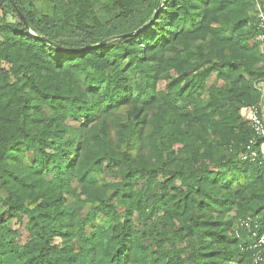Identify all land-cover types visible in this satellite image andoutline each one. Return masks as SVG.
Listing matches in <instances>:
<instances>
[{
  "label": "trees",
  "instance_id": "trees-1",
  "mask_svg": "<svg viewBox=\"0 0 264 264\" xmlns=\"http://www.w3.org/2000/svg\"><path fill=\"white\" fill-rule=\"evenodd\" d=\"M27 2L0 0V264H252L233 228L247 216L264 223V163L239 159L252 136L239 110L261 101L255 83L264 78L254 0H107L103 23L91 0H67L61 18H36ZM214 70L224 85L210 84L204 103ZM127 104L117 148L104 123L85 150L68 136V117L85 126ZM144 110L152 112L149 156L96 186L103 165L129 157L119 146L130 144L133 119L146 121L138 120ZM230 176L239 184L222 193L216 183L228 186ZM144 177L156 188L150 204L135 190L134 178ZM160 207L161 230L141 225L145 244L132 216L143 222ZM97 213L103 224L93 222ZM6 216L26 219V242L16 241Z\"/></svg>",
  "mask_w": 264,
  "mask_h": 264
},
{
  "label": "rangeland",
  "instance_id": "rangeland-1",
  "mask_svg": "<svg viewBox=\"0 0 264 264\" xmlns=\"http://www.w3.org/2000/svg\"><path fill=\"white\" fill-rule=\"evenodd\" d=\"M28 2L25 5V8L27 10H31L36 18H40L43 15L48 16H57L62 17V14L66 8L67 0H27ZM92 6L91 11L93 14L99 19L100 22H105L109 19V14L104 10L107 0H91ZM118 10L114 9L113 13L117 14ZM5 16L7 20L13 21L15 20L14 16L9 11V8L7 9ZM223 26L226 25V22L223 21L221 23ZM32 33V32H31ZM33 34V33H32ZM231 31L227 30L226 36H230ZM1 40V38H0ZM255 38L248 39L247 43L249 46L253 44ZM201 42L200 40L196 41ZM224 53L228 54V45L224 48ZM172 74L173 71H170ZM217 71L214 70L210 77L208 78V81L206 82L205 90L201 93L202 101L205 103L208 100V93L207 90L210 86V84H215L216 86H223L224 83L216 78ZM162 75L165 76V73H162ZM166 79L162 78L157 83V90H162L166 84ZM139 83L138 77L132 78V86L129 91L128 96L133 99L134 96L137 93V85ZM130 112H131V104H127L125 106H120L119 108L109 112L107 115L100 116L97 120V115L95 116L94 121L87 123L85 126L81 125V120H74L71 117H68L64 120V124L69 128V137L77 138L82 142L83 150L88 148L87 146L92 144L93 136L95 135H102V129H101V123H104L106 126V135L110 143L113 144V147H116V143L118 141V134L117 131L120 129V127L127 122V120L130 118ZM152 112L149 110H144L139 114V119L144 117L146 120L143 123H137V120L133 119V122L135 121L137 124L136 132L130 139V144L126 146V143L129 141H126L125 143H121L119 146L120 152L126 151L129 154V157H127L125 160H122L118 162V165L113 164L112 162H107L105 165H103L102 169H100L97 173L93 175L95 185L100 187L103 184H107V186L111 185L112 183H115L121 179L120 177V170L126 169L128 164H134L137 162H140L141 160H146L149 156V145H148V137L151 134L152 128L150 125V118H151ZM120 154V153H119ZM183 157V155H178L177 159L180 160ZM106 158H103V163H105ZM21 161L24 165H28L30 162L29 156L22 155ZM216 170V169H214ZM243 177H240V183L243 180ZM163 178V174L158 173L157 179L161 180ZM135 179V190L137 193H141V200L147 202V204H150L151 202V196L155 192V186L154 183L149 184L147 177L144 178H134ZM250 180V179H249ZM228 186H222L220 183H216V188H220L222 193H225L227 190V187L231 186V189L237 188L239 183H236L234 181V178L230 176L227 180ZM179 183H176V187H178ZM72 189L75 190L76 193L79 191V184L78 183H72ZM172 193H174L172 191ZM84 197L82 196L81 199ZM66 203H73L74 207H78L80 202L78 201L77 197H74V195H69L66 197ZM220 201V200H219ZM90 208L89 203H84L81 209V215L85 214ZM206 210L209 214L215 215L218 214V209L213 206L206 207ZM229 213H227L225 217V224L229 222L227 219L230 216ZM162 207H160L159 210H157L155 213H153L150 218L144 219L142 222V218L140 214L138 215L136 212L132 216V221L134 223V226L137 229H140L139 238L143 240L145 244L150 243V237H147V235H143V231L141 229V225L145 224V229L149 228L152 231L161 230V222L163 221L162 218ZM6 220L8 226H10L11 229L16 231V241L19 244H22L26 242L29 239L28 231L25 226L26 219H23L22 221H17L15 218H10L8 216L4 217ZM105 216H103L100 213L96 214V218L93 222L97 224H103L105 221ZM53 242L60 245L63 243V239L61 236H56L53 239ZM231 264H237L236 262H231Z\"/></svg>",
  "mask_w": 264,
  "mask_h": 264
},
{
  "label": "built area",
  "instance_id": "built-area-1",
  "mask_svg": "<svg viewBox=\"0 0 264 264\" xmlns=\"http://www.w3.org/2000/svg\"><path fill=\"white\" fill-rule=\"evenodd\" d=\"M258 39L264 52V0H254ZM261 90V101L256 105L240 107L241 117L249 124L252 136L243 145L239 159L246 163H264V78L255 83ZM245 237L242 238V233ZM235 238H241L246 249L251 252L252 264H264V223L257 216H247L233 228Z\"/></svg>",
  "mask_w": 264,
  "mask_h": 264
},
{
  "label": "water",
  "instance_id": "water-1",
  "mask_svg": "<svg viewBox=\"0 0 264 264\" xmlns=\"http://www.w3.org/2000/svg\"><path fill=\"white\" fill-rule=\"evenodd\" d=\"M30 35H32V33H29Z\"/></svg>",
  "mask_w": 264,
  "mask_h": 264
}]
</instances>
